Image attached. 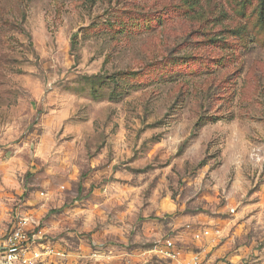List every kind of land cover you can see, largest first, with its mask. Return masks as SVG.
<instances>
[{
    "label": "rangeland",
    "instance_id": "1",
    "mask_svg": "<svg viewBox=\"0 0 264 264\" xmlns=\"http://www.w3.org/2000/svg\"><path fill=\"white\" fill-rule=\"evenodd\" d=\"M23 215L90 264H264V0H0Z\"/></svg>",
    "mask_w": 264,
    "mask_h": 264
},
{
    "label": "built area",
    "instance_id": "2",
    "mask_svg": "<svg viewBox=\"0 0 264 264\" xmlns=\"http://www.w3.org/2000/svg\"><path fill=\"white\" fill-rule=\"evenodd\" d=\"M202 236L199 233L196 238ZM160 252L171 259L180 255L171 238L164 240ZM90 260L91 255L83 249L73 251L50 243L47 231L30 215L20 216L10 231L0 237V264H90Z\"/></svg>",
    "mask_w": 264,
    "mask_h": 264
}]
</instances>
